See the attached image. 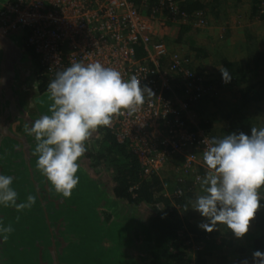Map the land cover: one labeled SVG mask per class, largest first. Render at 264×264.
Returning a JSON list of instances; mask_svg holds the SVG:
<instances>
[{"label":"rangeland","instance_id":"374dc122","mask_svg":"<svg viewBox=\"0 0 264 264\" xmlns=\"http://www.w3.org/2000/svg\"><path fill=\"white\" fill-rule=\"evenodd\" d=\"M235 1L229 0V3ZM237 5L240 10L247 8L248 13L244 10L235 18H231L220 11V16L212 18L214 26L220 29L213 47L215 52L220 49L222 53L232 55V59L233 57L243 59L244 52H240L237 48L233 51V47H225L224 43L226 44L229 38L233 41L240 39L241 33L246 29L256 35L257 43L259 42L260 48L264 50V17L260 18L259 15L250 13L252 0H241ZM207 27L200 28L197 32L199 38H203L204 41L207 40L204 32ZM13 37L22 43L20 33L13 34ZM2 45L7 46L6 42ZM2 45H0V55L4 49ZM22 50L27 53L24 46ZM207 59L202 66L204 73L206 70L212 72L210 95L207 97L217 98L220 111H227L239 105L240 94L236 91L237 87L231 86L230 83L220 86L222 80L216 74L214 58L212 56V59ZM9 66L5 69V79L11 78L10 75L13 77L8 83L0 85V174L13 177L11 187L17 192V203L26 204L29 196L35 198V203L20 211L14 207L0 206V223L6 219V223L0 227V264H123L122 257L127 255L130 258H140L142 252L134 247L137 242L133 240V246L126 240L128 237H134L131 222H126L128 216V221H131L132 211L128 210L126 202L114 204L113 183L107 162L86 156V151L78 160L79 170L76 173L79 177L78 184L72 189L68 198L57 193L36 167L37 155L34 154L36 141L34 135L29 134L28 129L41 115L50 114L48 109L52 101L48 93L38 94L39 69L36 65L28 64L24 59L18 58L10 62ZM258 78L254 76L253 81ZM259 89L260 86L258 92ZM258 96L260 97L261 94ZM217 106L214 107L215 110ZM212 107V105L204 106L207 109L204 114L195 110V122L198 123L204 116L212 117L210 114ZM244 110L253 113L256 118L259 117L264 111V98L251 101L246 104ZM217 123L221 125L223 121L218 120ZM95 133L96 130L92 131L85 142L89 152L98 145ZM197 156L195 171L199 166H203L206 170L203 165V152H199ZM178 160L180 162L174 169L177 179L182 176L179 167L182 163L181 159L172 158L164 168L172 172L174 162ZM170 172L166 175L168 178L171 176ZM182 177L190 179V174ZM197 185L200 195L202 194L200 183ZM171 187H173L171 183L166 185L165 194L168 196H172ZM261 195H264V191ZM261 205L259 210L264 211V203ZM155 210V206L143 204L137 209L136 218L144 219ZM194 213L197 222H205L198 212ZM254 220L255 218L250 221L249 231L240 239L234 237L231 231L223 226H218V229L222 234L226 233L227 236L230 234L228 237L236 239V243L243 244L246 242V235L255 229ZM7 228H11V231H4ZM123 234L127 238L116 241ZM192 247L193 249L196 247L195 243ZM216 258L213 259L214 262L218 260ZM235 258L237 255H230V264L237 262Z\"/></svg>","mask_w":264,"mask_h":264},{"label":"built area","instance_id":"2783aa9c","mask_svg":"<svg viewBox=\"0 0 264 264\" xmlns=\"http://www.w3.org/2000/svg\"><path fill=\"white\" fill-rule=\"evenodd\" d=\"M186 1H10L0 9V35L26 36L50 75L75 62H100L125 80L136 76L153 94L145 92L135 111L114 116L110 129L132 147L146 172H161L179 158L181 175L188 176L196 173L197 154L206 148L202 141L211 136L194 120L196 104L210 95L208 79L194 70V54L170 39L172 28L208 25L203 11L182 9Z\"/></svg>","mask_w":264,"mask_h":264},{"label":"trees","instance_id":"16d2710c","mask_svg":"<svg viewBox=\"0 0 264 264\" xmlns=\"http://www.w3.org/2000/svg\"><path fill=\"white\" fill-rule=\"evenodd\" d=\"M0 1L2 2L0 4L1 9L5 3L16 0ZM227 1L211 0L209 3H201L199 0H188L182 4V9L190 14L203 11L207 15L209 24V13L218 17L221 8H223L220 5H226ZM236 1L237 5L241 0ZM263 4L264 0H252V15H259L260 18H263ZM198 31H200L199 28L193 23L183 24L179 26L178 35L172 40V43L188 46L195 58L203 63L212 54L206 47L196 44L195 36ZM21 37L24 48L33 59V64L39 69L37 74L38 94H46L48 93V83L54 79L55 75L45 72L38 55L33 48L26 44V36L21 34ZM236 47L240 52H244L243 59H231L227 54L218 50L213 52V61L216 74L220 79L219 68L225 67L229 71L232 77L229 83L231 86L237 87L236 91L240 94L239 105L227 111H220L217 106V98L206 97L195 106V110L203 114L207 111L204 106H213L210 111L212 117L204 116L202 120H199L200 122L198 121V126L211 137L222 138L231 132L248 134L251 127L264 126V111L262 115L256 118L253 113L244 110L246 104L264 98V94H262L264 93V50L260 48L259 42L257 43L256 35L246 29L244 30L243 41ZM202 66L203 64L195 65L194 70L207 77L206 85L210 87L212 72L206 70L204 73ZM254 76L259 77L255 82L253 81ZM258 86L261 87L259 92ZM258 93L261 94L260 97ZM5 104H7L6 101ZM216 106L217 110L214 108ZM218 120H222L223 123L219 125ZM94 136L98 145L93 151L87 150L86 156L108 163L107 169L111 172L113 183L114 204L126 202L129 207L128 210L132 211L133 214L130 216L131 221H128V216L126 222H131L132 227H130L134 231V237L127 238L123 234L116 241L127 238L126 240L134 246V240L137 242L134 247L142 252L140 258H130L129 255L122 257L124 260L121 263L230 264V255L234 254L237 255L235 264H241V261L245 259H247L248 264H253L252 253L256 250L264 252V211L258 210L256 212L254 216L255 229L246 235V242L243 244L236 243V239L228 237L230 234L228 236L226 233L222 234L218 227L212 232L204 231L198 227L200 223L195 220L196 214L191 208V202L199 195L197 183L200 182L196 180V176H204L206 170L203 166H199L196 173L190 175V179L183 178V180L176 178L177 174L174 170L178 166L179 160L174 162L173 173L169 171L170 178L166 176L169 173L166 169L161 172H146L132 147L127 142H120L110 127L97 128ZM172 179L174 180L172 181ZM170 183L173 185L171 187L172 196L165 194L166 185ZM263 203L264 199L261 200V204ZM143 204L155 206L156 210L144 219L136 218V211ZM5 223L6 219H3L0 227ZM194 243L196 247L193 249ZM215 258L218 259L216 262L213 261Z\"/></svg>","mask_w":264,"mask_h":264},{"label":"clouds","instance_id":"9594fccd","mask_svg":"<svg viewBox=\"0 0 264 264\" xmlns=\"http://www.w3.org/2000/svg\"><path fill=\"white\" fill-rule=\"evenodd\" d=\"M219 71L222 82L229 83V71L225 67ZM4 83L0 78V85ZM47 91L50 114L34 120L28 132L36 141V167L57 193L68 198L78 184V160L87 151L91 132L111 126L113 117L124 110L135 111L143 105L145 92H153L136 76L125 80L118 70L100 62L72 63L55 74ZM202 142L206 146L202 156L206 172L198 177L202 194L191 202L206 221L198 227L212 232L223 226L243 238L264 199V126L251 127L248 134L205 137ZM12 183V176L0 174V206L20 211L35 203L33 196L26 204L17 203ZM252 256L253 264H264V252L256 250ZM241 264H248L247 259Z\"/></svg>","mask_w":264,"mask_h":264},{"label":"crops","instance_id":"0c3cea01","mask_svg":"<svg viewBox=\"0 0 264 264\" xmlns=\"http://www.w3.org/2000/svg\"><path fill=\"white\" fill-rule=\"evenodd\" d=\"M201 1V3H209L211 0H199ZM236 2L235 3H229V0H228V3L226 5H220L222 6L223 8H221V12H223V14L225 13V16L226 17H229L231 16V18H235V16H238L237 14H241L242 11H246L245 13H248V9H243L241 8V10L238 8V5H236ZM2 2L0 1V4ZM220 12V13H221ZM228 13H230L228 15ZM250 13H252V11H250ZM244 14V13H243ZM220 16V15H219ZM215 18V15H212L211 13H209V20H213ZM234 23H236V20L234 21ZM211 24V25H210ZM209 26L207 27V29H205V35H207V40L204 41L203 38H199L200 35L199 33L195 36V41H196V44L200 45V46H204L206 47L210 53L212 55H210V57H208L209 59H212V56H213V52H215V48L213 47V43H215L216 39H217V33H218V30L220 32V29H218L217 26H214V22H210ZM231 27H232V24H230ZM230 27V26H229ZM230 27V28H231ZM178 29L179 27L177 28H172L171 30V35H170V39H174L177 37L178 35ZM17 33H20V32H17ZM13 34H16V33H13ZM13 34L11 35H8V36H0V45H2L3 42H6L7 46H3L4 49H3V52L2 54L0 55V77L3 78L5 80V83H8L9 81H11L13 75H10L11 78L9 77L8 80L5 79V69L9 68V63L10 62H13L15 59H18V58H22L25 60L26 63L28 64H32L33 63V59L30 57V55L28 53H24L23 50H22V46L23 44L20 43L17 39H15L13 37ZM21 34V33H20ZM219 35V34H218ZM242 36H240V39L236 40V41H233L232 38H229L226 42V44L224 43L225 47L227 46L228 48H232L233 47V51H235L234 48H237L236 45H238L239 43H241L244 39V31L241 33ZM222 45V44H221ZM178 46H183V48L189 52H192L188 46L186 45H181L179 44ZM222 47V46H220ZM220 50V49H218ZM193 53V52H192ZM234 55V54H233ZM195 56V55H194ZM229 58L232 59V55H228ZM234 58V57H233ZM196 60V65H199V64H203L205 63V61L202 63H200L198 61L197 58H195ZM205 60H208V59H205ZM204 68V67H203ZM3 84V85H4Z\"/></svg>","mask_w":264,"mask_h":264}]
</instances>
